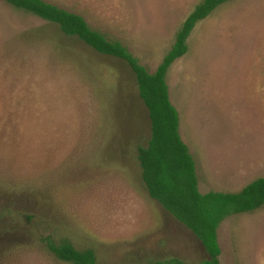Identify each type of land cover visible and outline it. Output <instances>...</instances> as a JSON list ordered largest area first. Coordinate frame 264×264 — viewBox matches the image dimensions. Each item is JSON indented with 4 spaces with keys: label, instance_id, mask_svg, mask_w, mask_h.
<instances>
[{
    "label": "rangeland",
    "instance_id": "374dc122",
    "mask_svg": "<svg viewBox=\"0 0 264 264\" xmlns=\"http://www.w3.org/2000/svg\"><path fill=\"white\" fill-rule=\"evenodd\" d=\"M121 42L154 73L202 0H45ZM167 82L200 191L239 193L264 177V0H233L200 22ZM149 111L121 60L0 0V264H70L46 240L97 264L207 258L150 198L138 161ZM221 264H264V207L218 229Z\"/></svg>",
    "mask_w": 264,
    "mask_h": 264
},
{
    "label": "trees",
    "instance_id": "16d2710c",
    "mask_svg": "<svg viewBox=\"0 0 264 264\" xmlns=\"http://www.w3.org/2000/svg\"><path fill=\"white\" fill-rule=\"evenodd\" d=\"M3 1L57 26L65 36L78 38L97 53L128 65L151 123L150 140L147 146L139 148L138 154L146 191L201 243L207 258L199 264H221L218 229L231 216L252 213L264 207V177L252 181L239 193L203 194L200 191L196 162L181 136L180 116L171 101L167 77L173 64L189 52L188 42L197 25L233 0H202L181 25L173 46L154 73L141 65L121 42L109 40L79 14L45 0ZM45 243L62 262L97 264L94 250H79L68 239L59 242L47 239ZM156 264L187 263L172 258Z\"/></svg>",
    "mask_w": 264,
    "mask_h": 264
}]
</instances>
